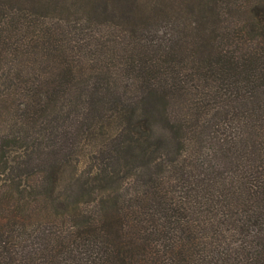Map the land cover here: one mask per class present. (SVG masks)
I'll return each instance as SVG.
<instances>
[{
  "label": "trees",
  "instance_id": "1",
  "mask_svg": "<svg viewBox=\"0 0 264 264\" xmlns=\"http://www.w3.org/2000/svg\"><path fill=\"white\" fill-rule=\"evenodd\" d=\"M0 264H264V0H0Z\"/></svg>",
  "mask_w": 264,
  "mask_h": 264
},
{
  "label": "rangeland",
  "instance_id": "2",
  "mask_svg": "<svg viewBox=\"0 0 264 264\" xmlns=\"http://www.w3.org/2000/svg\"><path fill=\"white\" fill-rule=\"evenodd\" d=\"M93 149H95L94 146H91L90 144L89 145H85L84 146V151H83V154L81 155V163L78 165L79 169H78V174L83 172L84 170H86V164H87V161H86V157L87 155L86 154H90V150L91 152L93 151ZM66 182V180L64 181Z\"/></svg>",
  "mask_w": 264,
  "mask_h": 264
}]
</instances>
